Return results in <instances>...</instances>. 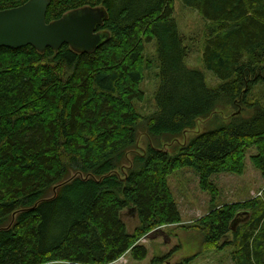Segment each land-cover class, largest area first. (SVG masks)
I'll list each match as a JSON object with an SVG mask.
<instances>
[{"label": "trees", "instance_id": "16d2710c", "mask_svg": "<svg viewBox=\"0 0 264 264\" xmlns=\"http://www.w3.org/2000/svg\"><path fill=\"white\" fill-rule=\"evenodd\" d=\"M28 1L0 0V11ZM181 1L211 25L202 61L216 88L187 65L174 0H51L47 23L84 7L106 9L100 31L108 42L91 54L67 45L44 53L0 48V264H113L129 252L142 261L143 238L183 223L169 186L174 173L193 171L212 203L213 177L242 176L252 150L264 178V107L250 103L264 83V0ZM151 44L156 110L144 117L137 107L154 68ZM226 105L239 113L219 128L172 151L159 145ZM141 126L156 140L142 153ZM132 208L139 224L130 233L123 214ZM243 213L249 220L233 232ZM195 228L206 248L235 247L236 264H264V197L214 206Z\"/></svg>", "mask_w": 264, "mask_h": 264}, {"label": "rangeland", "instance_id": "374dc122", "mask_svg": "<svg viewBox=\"0 0 264 264\" xmlns=\"http://www.w3.org/2000/svg\"><path fill=\"white\" fill-rule=\"evenodd\" d=\"M174 4L175 18L180 33L190 49V54L186 60L188 67L203 72L209 87H218L220 82L205 70L202 61L204 35L211 25L197 11L185 8L181 0H174ZM146 54L147 58L153 61L154 68L148 72L142 86L146 98L137 107L144 117L153 114L156 110L154 95L158 86L157 61L153 44L147 47ZM250 103L264 107V83L253 89ZM237 113H239V109L234 106L221 107L209 120L198 122L195 130L185 132L178 141L168 144L161 139L159 145L168 151H172L173 147L188 143L198 133L219 128ZM251 113L252 111L248 110L243 112L242 116H249ZM155 142L156 140L151 139L145 132L144 126H141L138 130L137 152L142 153L148 145H153ZM253 154V150L248 153L245 172L242 176L222 174L213 177L212 183L218 194L214 203H212V196L201 189L200 178L193 171L184 169L174 173L169 178V186L179 207L183 223L164 227L143 238L139 245L147 250L146 259L137 261L129 252L113 264H154V260L158 258L162 260L157 264H183L186 259L190 258L194 259L189 264H236L233 258L235 247L228 246L219 249L213 246L206 248L202 235L195 227L197 221L205 217L214 206L221 207L227 204L244 203L258 197H264V178L251 163L250 157ZM249 218V215L240 214L236 230L243 221H247ZM123 219L129 232L133 233L139 224L136 214L127 211L123 214ZM232 240L233 234H230L227 241Z\"/></svg>", "mask_w": 264, "mask_h": 264}, {"label": "water", "instance_id": "95a60500", "mask_svg": "<svg viewBox=\"0 0 264 264\" xmlns=\"http://www.w3.org/2000/svg\"><path fill=\"white\" fill-rule=\"evenodd\" d=\"M50 4L51 0H29L20 7L0 11V48L18 50L31 46L44 53L47 49L59 51L67 45L91 54L110 39L108 32L100 31L108 19L103 7H84L47 23ZM129 211L136 214L135 208ZM237 224H233V232Z\"/></svg>", "mask_w": 264, "mask_h": 264}]
</instances>
